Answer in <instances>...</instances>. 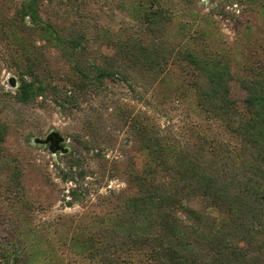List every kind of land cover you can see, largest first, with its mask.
<instances>
[{"label":"trees","instance_id":"1","mask_svg":"<svg viewBox=\"0 0 264 264\" xmlns=\"http://www.w3.org/2000/svg\"><path fill=\"white\" fill-rule=\"evenodd\" d=\"M16 1L13 12L0 14V31L16 49L17 102L50 96L61 108L100 89L105 80L155 83L173 69L183 95L239 139L237 147L199 133L174 142L144 109H120L126 145L141 161L129 154L123 170L126 187L108 188L98 211L71 219L67 249L88 264H120L122 255L139 251L149 264H264V64L249 67L241 79L247 91L242 111L230 94V59L209 48L171 42L174 17L163 0H139L141 32L110 37L113 53L94 59L86 52L84 26H65L43 16L52 4L61 8L76 0ZM53 61L65 66L73 89L57 90L47 80ZM86 129L76 138L82 149L112 144L93 119ZM8 131L7 122L0 120V147ZM67 151L59 150L66 161L56 167L59 177L72 184L66 205L73 206L88 193L81 186L89 174L81 154ZM9 181L23 187L19 170ZM40 249L32 243L26 252L13 255L7 248L0 264H44Z\"/></svg>","mask_w":264,"mask_h":264},{"label":"rangeland","instance_id":"2","mask_svg":"<svg viewBox=\"0 0 264 264\" xmlns=\"http://www.w3.org/2000/svg\"><path fill=\"white\" fill-rule=\"evenodd\" d=\"M69 2V0H62ZM139 0H76L72 5L55 4L44 17L69 26L72 22L87 29V55L113 53L110 37L137 34L142 30ZM173 14L169 40L180 46L205 47L221 52L231 62L233 76L230 94L239 109L246 111V89L241 79L251 66L264 64V0H163ZM16 0H0V14L13 12ZM39 42L40 38H36ZM43 42V41H41ZM15 46L3 39L0 31V120L9 131L0 147V254L10 249L26 252L32 243L41 245L44 264H88L79 254L67 249L65 235L71 234L72 218L98 211L109 189L126 187L123 170L129 154H139L127 143L128 132L120 109H144L160 131L174 142L206 134L239 146V139L221 121L210 118L192 98L180 91L176 70L155 83L146 79L105 80L88 95H79L72 104L58 107L50 96L38 102L21 104L13 97L19 84ZM47 80L57 90L73 89L63 64L53 61ZM78 96V95H77ZM93 119L105 129L112 144L82 149L76 140L89 132L86 122ZM101 132H103L101 130ZM63 137V140H59ZM81 154L88 170L85 198L67 206L70 182L59 177L57 165L66 158L59 152ZM99 154L96 156V154ZM140 158V159H139ZM22 174V188L11 185L13 171ZM64 224L66 227H64ZM120 264H149L143 251L122 255Z\"/></svg>","mask_w":264,"mask_h":264},{"label":"water","instance_id":"3","mask_svg":"<svg viewBox=\"0 0 264 264\" xmlns=\"http://www.w3.org/2000/svg\"><path fill=\"white\" fill-rule=\"evenodd\" d=\"M63 139H64L63 137H60V138H59V140H63ZM60 149H63V150H65V151L67 150L66 147H64V148H63V147H60Z\"/></svg>","mask_w":264,"mask_h":264}]
</instances>
